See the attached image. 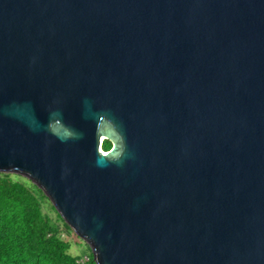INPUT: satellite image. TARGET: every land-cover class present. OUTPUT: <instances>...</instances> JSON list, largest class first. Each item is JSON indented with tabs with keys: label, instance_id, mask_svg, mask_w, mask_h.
<instances>
[{
	"label": "water",
	"instance_id": "95a60500",
	"mask_svg": "<svg viewBox=\"0 0 264 264\" xmlns=\"http://www.w3.org/2000/svg\"><path fill=\"white\" fill-rule=\"evenodd\" d=\"M0 172L96 264H264V0H0Z\"/></svg>",
	"mask_w": 264,
	"mask_h": 264
},
{
	"label": "trees",
	"instance_id": "16d2710c",
	"mask_svg": "<svg viewBox=\"0 0 264 264\" xmlns=\"http://www.w3.org/2000/svg\"><path fill=\"white\" fill-rule=\"evenodd\" d=\"M102 147L108 151L111 141L105 139ZM18 177L0 172V264H96L89 246L85 255L69 252L58 221L72 229L52 204L56 219L44 211L49 199L36 185Z\"/></svg>",
	"mask_w": 264,
	"mask_h": 264
},
{
	"label": "rangeland",
	"instance_id": "374dc122",
	"mask_svg": "<svg viewBox=\"0 0 264 264\" xmlns=\"http://www.w3.org/2000/svg\"><path fill=\"white\" fill-rule=\"evenodd\" d=\"M17 175V174H16ZM18 179L24 180L26 179L23 176L18 175ZM51 202H47L44 204V211L48 213L53 219H56L57 215L55 211L51 208ZM60 227L62 228V231L60 233V236L69 241L71 243V247L69 252L72 255H85L90 253L88 245L80 238L78 237L73 230H69L65 227L64 223L62 221H58Z\"/></svg>",
	"mask_w": 264,
	"mask_h": 264
},
{
	"label": "built area",
	"instance_id": "2783aa9c",
	"mask_svg": "<svg viewBox=\"0 0 264 264\" xmlns=\"http://www.w3.org/2000/svg\"><path fill=\"white\" fill-rule=\"evenodd\" d=\"M85 258H87V257H85Z\"/></svg>",
	"mask_w": 264,
	"mask_h": 264
}]
</instances>
